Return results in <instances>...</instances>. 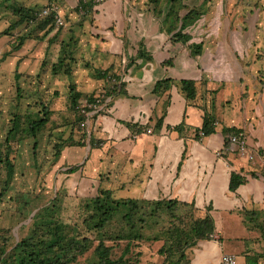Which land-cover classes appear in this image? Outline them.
Instances as JSON below:
<instances>
[{"label":"crops","instance_id":"obj_1","mask_svg":"<svg viewBox=\"0 0 264 264\" xmlns=\"http://www.w3.org/2000/svg\"><path fill=\"white\" fill-rule=\"evenodd\" d=\"M129 1L95 0L91 13L97 37L91 52L106 64L95 69L112 65L126 94L109 96L89 112H100L89 125L93 137L101 139L100 147H66L62 162L85 158L75 171L76 182L83 186L97 181V188L100 175L104 187L129 190L124 198H175L192 202L198 215L210 207L214 225L216 215H222L232 232L225 234L215 225L217 238L198 241L189 254L191 264H220L221 252L246 264V255L264 250V239L256 242L254 223L243 215V209L264 210V112L260 107L252 110L247 98L228 99L232 72L227 47L203 43V52L192 56L186 46L171 43L160 18L139 12L136 2L132 9ZM190 33V42L202 41ZM140 42L151 59H135L125 66L124 59L135 55ZM165 78L171 85L153 93L155 82ZM182 79L195 81L193 100L184 97ZM204 116L214 120V132L207 136L199 131ZM180 123L181 129H175ZM224 127L240 129L250 158H240L230 142L225 146ZM146 128L151 132L137 136ZM231 172L246 179L234 191L229 190ZM259 263L264 264V258Z\"/></svg>","mask_w":264,"mask_h":264},{"label":"rangeland","instance_id":"obj_2","mask_svg":"<svg viewBox=\"0 0 264 264\" xmlns=\"http://www.w3.org/2000/svg\"><path fill=\"white\" fill-rule=\"evenodd\" d=\"M16 1L37 10L53 2L57 5L63 24L58 27L60 33L56 42L47 50L46 39L43 41L27 39L19 51H10L13 38L11 35L0 36V144L4 141L15 112L30 113L37 117L43 105L51 111L50 121L35 138L13 139L11 157L14 175L6 191H3L5 170L2 169L0 172V244L8 238L9 247L13 241H18L30 232L32 215L54 198L60 219L71 225L77 224L80 229L83 227L81 220L85 211L81 203L84 198L96 195L97 181L91 185L88 183L87 186L76 182L79 172L68 173L67 168L73 163L82 166L85 158L81 157L74 162L69 160L62 162L61 153L59 157L55 156L54 146L69 136L74 140L81 139V131L75 122L76 110L85 103L86 95L100 93L103 81L94 78V69L106 65L102 59L97 58L98 55L93 58L91 51L97 43L93 20L89 15L82 18L74 11L77 0ZM129 2L132 9L135 7L133 3L136 2L139 12L152 13L153 6L145 0ZM184 2L189 7L196 6L204 10L202 17L191 29L194 39H202L205 45L212 47H220L223 44L228 48L231 56V62H228L232 72L228 99L242 101V98H247L252 110L260 107L264 112V0ZM12 17L8 9L0 8V31L8 26L13 20ZM70 29L78 37L72 75L71 77L62 74L52 75L50 63L56 59L60 39L66 37ZM18 31L24 32V28ZM8 51L9 54L2 58L3 53ZM43 59L47 63L44 68L41 67ZM16 64L19 73L17 80L14 76ZM70 83H74L75 90L82 94L76 108H71L69 104ZM17 87L20 91H17ZM222 93L220 92V98H223ZM85 144L89 145L87 139ZM65 148H62L61 152ZM128 191L117 189L112 190V193L115 198H124ZM163 217L155 224L146 226L144 234L148 237L159 235L163 238V230L167 225V218ZM215 225L225 234L229 235L232 232L222 215H216ZM117 229L116 222L108 228L109 231ZM259 234V231H254L256 242ZM214 238H217V235L214 234ZM96 242V239L93 240L92 247L71 264H89L94 258L93 248ZM105 243L112 245L113 255L118 256L126 240L112 238L105 239ZM161 244L162 240L133 241L131 251L127 255L130 259L129 264H163L162 256L157 253ZM236 264H239L238 257Z\"/></svg>","mask_w":264,"mask_h":264},{"label":"trees","instance_id":"obj_3","mask_svg":"<svg viewBox=\"0 0 264 264\" xmlns=\"http://www.w3.org/2000/svg\"><path fill=\"white\" fill-rule=\"evenodd\" d=\"M145 1L153 6L152 14L161 19V29L170 35L172 44L180 43L186 46L192 56L203 52L202 41L190 42L191 29L204 14L203 9L196 6L189 7L185 4V0ZM95 3V0H77L74 11L82 18L91 16ZM0 8L8 9L13 16V20L8 26L0 31V36L11 35L13 38L10 51L19 50L27 39L38 41L46 39V50L56 42L60 29L55 23L58 12L53 2L41 10H37L35 7L24 5L16 0H0ZM43 10H45L44 13ZM22 28H24V32L18 31ZM77 44L78 37L70 29L69 34L60 39L56 59L50 63L49 68L52 75L62 74L71 77L76 62L74 54ZM10 51L4 52L2 58H5ZM139 58L151 59V55L145 51L141 42L138 44L135 55L127 57L123 63L126 66L130 61ZM165 63L170 64L171 60L167 59ZM17 64L14 73L16 80L19 78ZM45 65L47 63L43 59L41 67L44 68ZM94 77L103 81L102 90L99 94L86 95L85 103L80 107L78 105L82 94L75 90L74 83L68 85L69 104L71 108L78 107L75 122L82 135L81 139L74 140L69 136L55 144L54 154L56 157H59L64 147L85 146L86 139L91 148L100 147L101 139L93 137L91 127H89L92 119L100 112L95 114H89V112L99 107V104L109 96L113 98L126 94L124 82L120 75L112 69V65L105 69H94ZM180 84L186 100H193L196 96L195 81L182 79ZM170 85L171 79L169 78L158 80L155 82L152 92L161 93ZM17 91H20L19 87H17ZM38 112L37 117H33L30 113L19 114L18 112L12 115L10 128L6 132L3 143L0 144V172L2 169L5 170L3 191H6L14 175V164L11 157L13 139L16 137L35 138L50 121L51 111L47 106L43 105ZM213 121L204 116L199 131L205 136L213 133ZM157 124L160 125V120ZM126 125L130 128L134 127L129 122ZM182 126L183 123H180L175 126V129H181ZM222 133L226 146L229 144L228 137L232 134H239L240 129L224 127ZM35 147L36 143L33 145V148ZM80 166L70 165L67 172L74 173ZM245 180V177L240 173L231 172L229 190L234 191ZM96 191V195L82 200L81 205L85 214L81 220L83 226L81 229L77 224L71 225L60 219L57 215L54 198L52 202L39 208L32 215L31 229L26 236L16 242L13 241L10 247L9 239L3 240L0 244V264H71L77 260L79 255L84 254L92 247L95 239L97 242L93 248L94 258L89 264H129L130 259L127 255L131 251L133 241L142 240H162L157 253L162 256L163 264H191L189 254L192 248L196 247L200 240L212 239L215 233L214 221L209 212L210 207L205 209L203 215H198V210L192 202H183L175 198L155 200L115 198L112 190L101 184L100 175ZM243 215L249 222L254 223L255 230L259 231L260 238L263 240L264 210L243 209ZM163 216L167 218L163 238L159 235L146 236L144 234L146 226L155 224L159 219L164 218ZM114 222L117 223L118 229L109 231L108 228ZM112 238L126 240V244L118 256L113 255L112 245L105 243V239ZM262 258H264V250L246 255V264H262L259 263Z\"/></svg>","mask_w":264,"mask_h":264},{"label":"built area","instance_id":"obj_4","mask_svg":"<svg viewBox=\"0 0 264 264\" xmlns=\"http://www.w3.org/2000/svg\"><path fill=\"white\" fill-rule=\"evenodd\" d=\"M44 12L45 10H43V13ZM55 23H56V26H61L63 24V19L57 15ZM150 132H151V129L146 128L140 131L137 134V136L141 134H147ZM229 142H230L231 148L237 151L240 158L246 160V158L251 157L250 153L248 152L246 139L241 133L230 135ZM213 238H214V235H213ZM219 261H220V264H236V256L229 252H221Z\"/></svg>","mask_w":264,"mask_h":264}]
</instances>
